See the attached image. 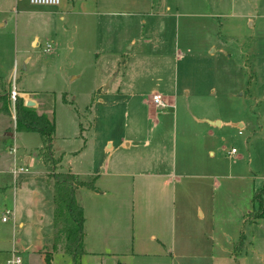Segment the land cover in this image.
I'll use <instances>...</instances> for the list:
<instances>
[{"label": "crops", "instance_id": "obj_1", "mask_svg": "<svg viewBox=\"0 0 264 264\" xmlns=\"http://www.w3.org/2000/svg\"><path fill=\"white\" fill-rule=\"evenodd\" d=\"M65 1L70 8L81 4L77 15L86 17L87 38H91L86 53L93 55V74L84 91L75 93L80 99L70 119L74 132L71 139L66 136V148L54 157L55 170L61 168V157L76 156V165L66 163L60 172H68L80 183L73 189V198L78 190L105 197L108 207L99 211L102 219L95 218L94 223L100 236L115 237L119 247L84 248L83 208L74 199L82 213V255H98L99 261L104 255L125 257V263L116 264H236L245 239L237 228L229 234V222L247 226L257 222L253 197L262 200L264 180L246 170L235 152L224 153L219 132L230 127L240 136L244 120L236 113L224 118L228 106L219 98L222 86L242 90L238 97L255 86L259 59L255 32L261 27L254 21L244 27L243 22L257 17L256 7L253 4L250 13L249 0H194L186 11L179 0L172 4L157 0L154 8L160 12L153 13L150 0ZM58 3L52 12L56 13ZM226 17L235 20L222 26L218 19ZM233 52L236 62L228 71ZM16 92L24 105L29 101L28 107L37 113H48L49 105L48 110H37L39 99L27 98L34 93ZM151 95H159L165 108L154 106ZM106 110L108 117L103 119L101 112ZM6 116L10 119L11 112ZM99 144L105 159L95 162ZM10 157L12 166L27 169L36 162L35 156L21 153L16 146ZM9 169L0 173L10 179ZM99 177L105 179V188H94ZM226 183L230 190L219 194ZM3 188L0 185V192ZM217 193L230 207L217 215L227 228L219 230L222 240L213 236ZM116 197L131 210L130 227L125 221L119 232L110 220V210L106 211ZM133 235L149 242L146 251L128 248ZM60 250L58 246L54 251Z\"/></svg>", "mask_w": 264, "mask_h": 264}, {"label": "rangeland", "instance_id": "obj_2", "mask_svg": "<svg viewBox=\"0 0 264 264\" xmlns=\"http://www.w3.org/2000/svg\"><path fill=\"white\" fill-rule=\"evenodd\" d=\"M94 1L90 2L94 3ZM150 1L153 3L150 12H160V9L154 8L157 0ZM174 1L165 0L170 4ZM179 2L182 3L181 8L184 7L187 11L190 3H194V0H179ZM65 3V0L63 2L59 0L54 10L55 13L51 11L53 9L51 7L32 6L27 3V0H0V20H2L0 23L3 22L0 27V80L8 84V91L13 85L15 91L20 89L34 93L28 95L27 98L39 99L40 104L35 107L37 110H48L49 105L48 113H42H45L53 125L49 142V153L53 159L58 152L62 151L63 147L66 148L64 141L66 136L71 139V131L74 132V129L70 126V119L75 113V106H78L77 99H80L76 92L84 91V87L91 80L93 74V55L88 56L86 53L90 52L86 46L91 39L87 38L88 30L84 22L86 17L77 15V8L81 4L77 2L70 8L64 5ZM249 3L248 11L252 13L253 7H256L257 17L244 21L243 26L248 27L249 23L254 21L255 25L261 27V31L255 32V37L258 36L255 49L258 50L257 56L259 57L258 63H255L257 81L255 86L244 92L243 95L241 94L240 97L236 94L241 93L242 90L232 89L231 85H229L230 87H221L223 96L218 98L225 101L228 106V110H224L226 112L224 118L232 117L236 113L239 118L244 120V128L241 130L240 136L236 135V130L230 127L223 128L219 133L223 136V142H220V145L223 146L224 153L230 154L229 150L233 149L235 155H238L239 159H243V165L245 162V169H249L255 178H261L264 177V0H249ZM233 20L235 19L231 17L218 19L222 26L225 23L230 24ZM131 22L133 29L136 30L134 19ZM150 22L157 21L151 19ZM92 40H95V37ZM45 44L49 45L50 52L44 51ZM90 45H92L91 42ZM232 61L236 62L235 52L231 55L228 71L232 67ZM244 68H248V63ZM77 74H79V78L69 80L70 77ZM244 89H246V85L245 88L243 87ZM40 97H42L41 100ZM62 100H65V103ZM108 111L101 112L103 119L105 116L108 117ZM84 114L86 117V113ZM12 123L11 118L0 113V172L12 167L13 162L10 155L7 154L9 147L16 146L21 153L24 151L26 154L35 156L36 162H34V166L27 169V173L14 177L8 176L10 179L4 176V173H0V185L4 187L0 192V217L4 210L10 211V215L5 216V221L0 220V264H4L12 257L18 258L20 264H42V253L49 251L51 244L52 205L50 196L52 180L45 172L37 154V150L41 147L39 135L35 132H15ZM85 125L83 124L85 127L83 129L86 130ZM6 133H11V137ZM94 156L95 162L105 159L101 144L95 147ZM76 161V156L72 159L70 156L64 155L58 164L62 169L65 168L66 163L69 167L75 166ZM60 169L57 167L54 172H58ZM93 184L94 188L106 187L105 179L102 180V177L95 180ZM226 189H228L227 183L219 190V194L221 191L227 192ZM219 194H216L217 199ZM74 199L83 208L84 248L95 249L107 246V244H114L116 248H119L116 245L118 240L115 237L100 236L94 223L95 218L102 219L99 211L108 207L105 197L78 190L74 193ZM110 201H112L111 208L106 211L110 210V220L114 222L116 231H120L121 225L125 221L129 228V215L131 214L129 205H125L117 197ZM261 201L263 203L262 215L255 224L247 226L245 223L241 225L229 222V234H232L233 230L237 228V232L242 231L245 239V249L236 258V264H263L264 196ZM229 208L227 203L221 199L214 202L215 215L212 219L214 237L219 238V230L227 231V228L222 226L221 220H218L217 215L228 211ZM136 210L137 208H135V212ZM123 243L125 244V241ZM147 243H149L147 240L136 239V235H133L129 240L128 248L131 247L134 251L142 252ZM250 249L253 251L252 253ZM98 257V255L85 254L79 257L78 262L79 264L125 263L123 256L104 255L101 261ZM49 262L50 264H69L70 258L62 250L54 251L51 252Z\"/></svg>", "mask_w": 264, "mask_h": 264}, {"label": "trees", "instance_id": "obj_3", "mask_svg": "<svg viewBox=\"0 0 264 264\" xmlns=\"http://www.w3.org/2000/svg\"><path fill=\"white\" fill-rule=\"evenodd\" d=\"M11 107L13 110V131L35 132L39 135L41 147L37 150V154L45 172L52 180L50 250L54 251L60 246L62 252L69 256V264H79L78 259L83 254L80 234L82 213L73 198V189L80 183L68 172H54L56 160L51 158L49 153L50 135L53 131L52 122L44 113H37L34 108L25 106L17 92L11 105L8 99V84L0 80V112L10 115ZM253 199L256 202L253 218H259L263 205L257 195H254ZM49 259L50 253L44 252L43 264H50Z\"/></svg>", "mask_w": 264, "mask_h": 264}, {"label": "built area", "instance_id": "obj_4", "mask_svg": "<svg viewBox=\"0 0 264 264\" xmlns=\"http://www.w3.org/2000/svg\"><path fill=\"white\" fill-rule=\"evenodd\" d=\"M27 3L29 5H32V6H45V7H53L55 6L57 3H58V0H27ZM44 51L45 52H50V47L48 44H45L44 45ZM16 95V91L14 90V87L13 85L10 87L9 91H8V99L10 101V104L12 105V102H13V99ZM150 102L156 106L157 108L159 109H163L165 108V103L161 100V98L159 97V95H151L150 96ZM11 119L13 121V110H12V107H11ZM233 149H230L229 150V153H233ZM7 153L9 155H13L14 153V148H9L7 150ZM28 170L26 167H22V166H12L10 169H9V174L14 177L15 175H19V174H25L27 173ZM263 180H264V177H263ZM3 215L0 217V220L3 222L5 221L6 217L5 216H8L10 215V211L8 210H4L3 212ZM4 264H20V261L18 258L16 257H12L8 260H6L4 262Z\"/></svg>", "mask_w": 264, "mask_h": 264}, {"label": "water", "instance_id": "obj_5", "mask_svg": "<svg viewBox=\"0 0 264 264\" xmlns=\"http://www.w3.org/2000/svg\"><path fill=\"white\" fill-rule=\"evenodd\" d=\"M2 25V23H0V26ZM32 105V103L31 102H29V101H27V102H25V106H31Z\"/></svg>", "mask_w": 264, "mask_h": 264}]
</instances>
